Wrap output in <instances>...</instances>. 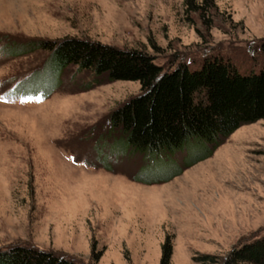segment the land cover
<instances>
[{
	"label": "rangeland",
	"instance_id": "1",
	"mask_svg": "<svg viewBox=\"0 0 264 264\" xmlns=\"http://www.w3.org/2000/svg\"><path fill=\"white\" fill-rule=\"evenodd\" d=\"M65 36L141 49L164 70L208 56L255 69L264 0H0V249L27 244L79 264H212L199 257L264 231V117L164 182L134 181L156 176L155 158L123 145L107 116L139 83L84 88L87 70L41 71L46 51L7 54ZM32 72L48 96L11 95Z\"/></svg>",
	"mask_w": 264,
	"mask_h": 264
},
{
	"label": "trees",
	"instance_id": "2",
	"mask_svg": "<svg viewBox=\"0 0 264 264\" xmlns=\"http://www.w3.org/2000/svg\"><path fill=\"white\" fill-rule=\"evenodd\" d=\"M37 49L47 52L40 70L52 71L56 78L68 65L89 71L91 81L84 88L101 80L139 83V92L107 116L123 145L142 157L155 158L156 176L138 177V171L130 175L134 181L164 182L208 157L240 125L264 117V66L241 70L228 59L208 56L164 70L141 49L70 36L32 38L6 47L10 56ZM33 73L16 82L9 93L35 95L41 88V96H48L51 89L39 88ZM162 251L167 258L168 241L163 243ZM199 260L212 264H264V231L238 241L222 257L202 255ZM0 264L79 263L32 245L11 244L0 249Z\"/></svg>",
	"mask_w": 264,
	"mask_h": 264
}]
</instances>
